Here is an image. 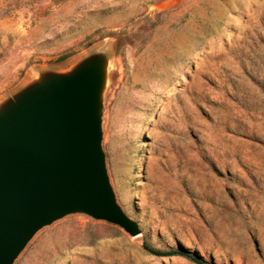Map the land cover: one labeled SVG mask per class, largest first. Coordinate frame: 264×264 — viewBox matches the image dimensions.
I'll use <instances>...</instances> for the list:
<instances>
[{
	"label": "rangeland",
	"instance_id": "374dc122",
	"mask_svg": "<svg viewBox=\"0 0 264 264\" xmlns=\"http://www.w3.org/2000/svg\"><path fill=\"white\" fill-rule=\"evenodd\" d=\"M107 62L102 148L131 236L74 212L13 264H264V0H0V107Z\"/></svg>",
	"mask_w": 264,
	"mask_h": 264
},
{
	"label": "water",
	"instance_id": "95a60500",
	"mask_svg": "<svg viewBox=\"0 0 264 264\" xmlns=\"http://www.w3.org/2000/svg\"><path fill=\"white\" fill-rule=\"evenodd\" d=\"M107 62L43 73L0 107V264L42 227L82 212L140 233L116 199L102 148Z\"/></svg>",
	"mask_w": 264,
	"mask_h": 264
},
{
	"label": "trees",
	"instance_id": "16d2710c",
	"mask_svg": "<svg viewBox=\"0 0 264 264\" xmlns=\"http://www.w3.org/2000/svg\"><path fill=\"white\" fill-rule=\"evenodd\" d=\"M143 248L147 252H149L150 254H153V255H156V256L180 255V256H183V257H186V258L190 259L191 261H193L196 264H215L213 262H209V261L199 257L195 253H193V252H191L189 250H186V249L160 250V249H157V248L153 247L152 245H150L146 241L143 242Z\"/></svg>",
	"mask_w": 264,
	"mask_h": 264
}]
</instances>
